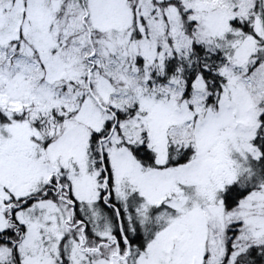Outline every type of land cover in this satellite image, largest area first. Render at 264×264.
Returning <instances> with one entry per match:
<instances>
[{
  "label": "snow or ice",
  "instance_id": "1",
  "mask_svg": "<svg viewBox=\"0 0 264 264\" xmlns=\"http://www.w3.org/2000/svg\"><path fill=\"white\" fill-rule=\"evenodd\" d=\"M0 264H264V0H0Z\"/></svg>",
  "mask_w": 264,
  "mask_h": 264
}]
</instances>
